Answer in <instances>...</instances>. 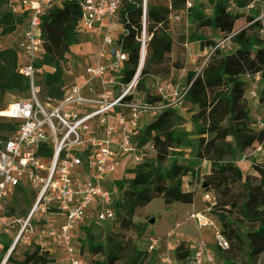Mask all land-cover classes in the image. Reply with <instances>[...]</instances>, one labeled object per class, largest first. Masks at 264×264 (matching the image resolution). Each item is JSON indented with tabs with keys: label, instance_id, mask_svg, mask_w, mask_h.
<instances>
[{
	"label": "built area",
	"instance_id": "obj_1",
	"mask_svg": "<svg viewBox=\"0 0 264 264\" xmlns=\"http://www.w3.org/2000/svg\"><path fill=\"white\" fill-rule=\"evenodd\" d=\"M150 0H35L23 1L20 14L27 17L23 39L17 54V69L29 82V98L10 102L0 111L2 120L16 124L15 131L0 140V237L8 236L11 248L6 258L19 245L36 244L49 255L60 252L70 264H88L76 240V231L92 222L113 224L116 214L111 208L115 193L111 188L121 157L137 165L143 161V149L133 138L138 136L143 115L158 110L152 104L141 103L139 84L142 68L149 52L152 35L149 33ZM209 0H185L184 9L174 12L168 0L170 26L189 20V11ZM225 2V13H241L237 0ZM62 3L80 7L78 32L80 37L98 40L97 60L85 69L81 79L68 81L61 99L45 93L43 73L39 66L43 50L42 31L47 13ZM126 5L141 10V21L131 22L122 13ZM246 9L260 14L251 17L255 33L264 41V2L254 0ZM169 30V29H168ZM172 30V27H171ZM236 36L225 34L215 45V51L229 54L236 50L232 42ZM133 38L139 46V67L130 83L123 82V71L129 60L124 52V41ZM71 68V67H70ZM49 72L52 69H48ZM68 75V73H67ZM262 74L245 76L254 87L247 91L259 104L257 82ZM161 84V85H160ZM158 94L165 99L178 96L176 91H164L157 80ZM188 89L180 96L184 99ZM248 100V99H247ZM260 132L264 123L255 124ZM259 148L257 151H261ZM29 188L35 202L23 220L1 215L3 203L13 198L18 187ZM214 204L210 192L206 195ZM92 212V213H91ZM61 220L59 226L48 223V216ZM190 218L199 229L215 227L216 223L204 213H193ZM166 236L151 237L148 250L155 252L167 241ZM217 250L229 248L227 240L216 228ZM188 264H217L216 251L200 240L193 246ZM9 256V257H8ZM172 264V263H170Z\"/></svg>",
	"mask_w": 264,
	"mask_h": 264
},
{
	"label": "trees",
	"instance_id": "obj_2",
	"mask_svg": "<svg viewBox=\"0 0 264 264\" xmlns=\"http://www.w3.org/2000/svg\"><path fill=\"white\" fill-rule=\"evenodd\" d=\"M253 1L237 0V5L243 9ZM10 2L11 0H0V7L8 6ZM184 5L185 0H172L174 12H181ZM216 8L209 17L203 12L202 4L193 7L188 18L194 26V31L188 37L180 36L179 39L182 44L199 43L204 50L208 40L204 33L205 29L224 34L235 33L232 42L236 50L229 54L215 51L199 74L190 73L185 101L198 109V112L192 115L191 123L195 128V134L200 138L201 146L211 144L225 156L238 158L245 155L251 163L246 173L232 163L220 164L213 161L211 164L212 175H224L229 170L237 172L236 178L213 180L208 184V191L214 199L210 218L220 224L219 235L229 244L227 250L216 251L217 264H220V259H217L219 253L224 256V264H264V253L259 255L251 241L253 234H258L264 239V160H250V155L259 148L264 150V131L258 133L253 129L256 123L249 115V103L245 97L249 89L245 76L262 74L264 78V41L255 33L256 26L248 23L251 18L246 14L225 13L224 1ZM122 13L128 14L134 24L141 21V10L131 5H126ZM156 15H162V10L149 8V23L151 22L149 33L152 39L142 68L143 77L139 88L146 83L149 76H168L173 69L183 68L179 61H173L170 57L175 47V39L168 31L167 17L163 15L158 19ZM79 17L80 7L75 3H62L44 17L43 50L39 66L44 68L42 78L45 93L54 99L63 97L69 81L68 55L71 49L79 44ZM23 23L22 15L0 10V37L14 34ZM123 50L129 55L122 73L123 82L127 84L134 78L139 67V46L130 37L124 41ZM17 58L14 49L0 50V111L3 110L1 107L5 94H23L29 91L28 80L18 72ZM48 69L52 71L49 72ZM259 95V104L264 107V89ZM165 116L176 121V128L159 132L156 140L162 142L160 157L163 161L168 159L169 165L166 166L162 161L146 159L143 152L144 159L141 163L131 169L130 167L125 169L130 178L116 179L111 184L115 193L111 206L116 214L113 225L118 229L131 231L135 227L136 212L156 199H162L166 207L192 202L191 194L189 197L184 194L181 180L186 176L194 179L195 169L180 164L178 155L170 153L173 146L180 144L188 136V133L179 129L186 121L173 109L168 110ZM15 129V123L0 118V140L11 135ZM147 138L139 137L141 143L136 141L138 147L144 148L149 142ZM198 158L202 160L203 154L200 153ZM18 196L26 205L30 203L31 196L35 201V194L29 188L18 187L13 200ZM255 200L258 205L252 211ZM18 203L19 201L15 200V204ZM121 213L122 218L119 217ZM15 214L16 210L10 208V213L6 216L12 217ZM97 224L94 222L78 228L81 237L76 240L82 255L105 257L103 261L94 264H119L123 261L125 245L129 241L124 242L121 239L123 237L111 232L107 236L96 233ZM11 243L12 240L8 236L1 235L0 264L5 254L9 252ZM21 246L12 252L6 264L54 263V259L48 253L42 252L38 245H30L33 249L26 252L21 251ZM192 248L188 242L181 241L174 251L175 261L188 264Z\"/></svg>",
	"mask_w": 264,
	"mask_h": 264
},
{
	"label": "rangeland",
	"instance_id": "obj_3",
	"mask_svg": "<svg viewBox=\"0 0 264 264\" xmlns=\"http://www.w3.org/2000/svg\"><path fill=\"white\" fill-rule=\"evenodd\" d=\"M11 4V5H10ZM8 6H1L0 10L5 11L9 10L15 13V7L13 2ZM222 5V0H209L206 4L203 5V12L211 17L215 11L216 6ZM150 9H161L162 15H156L157 18H161V16H165L168 19L166 23L167 28L169 29V33L175 39V47L171 52L170 57L173 61H179L183 68L182 69H173L171 74L168 76L161 75H153L146 78V83L141 86L138 90L139 99L141 103L152 104L158 108L154 113H145L143 115V121L141 124V129L138 133V136H135L133 140L141 143L139 137L147 136L149 142L143 149L145 152L146 159H152L154 161H162L166 166L169 165V160H162L160 157V148L162 147V142L160 140H156V135L159 132L169 131L173 128H176V121L170 119L167 115L168 110L173 109L177 112L178 115L183 117L186 123L179 127L182 131L188 133V136L178 145L172 147V154L178 155L179 163L185 166L194 167L196 175L194 179L190 176L183 177L181 180V187L184 190L186 195L189 197L192 193L198 192L199 196L197 197V208L199 213H204L209 217L211 214V205L206 198L208 191V184L213 180H229L232 178H236L237 172L235 170H229L224 175H212L211 174V164L212 162L220 163V164H228L232 163L235 167L240 168L243 173H246L251 163L245 155H241L238 158L225 156L219 153V151L210 145H200V138L195 134V128L191 123V117L194 113L198 112V109L184 99H180V96L185 93V91L189 88L188 76L190 73L199 74L207 64L210 56L212 55V51L215 45L219 42L220 38L225 37L220 34L218 31H212L211 29H205L204 33L207 35V42L205 43V48L202 50L199 43L182 44L180 41V36L188 37L193 31L194 26L190 23L189 20L184 17L181 22H175L172 26H170L171 20H169L170 12L168 9V0H150L149 1ZM260 10L258 11H248L246 8L242 10L240 14H246L248 18L258 16L260 14ZM26 16V15H24ZM23 16V17H24ZM151 23V22H150ZM149 23V27H150ZM248 23L250 21L248 20ZM172 27V30H171ZM8 36L0 37V50H3L9 46L7 40ZM98 40L93 37H80L79 44L74 46L71 49V53L68 55L69 58V72L67 78L69 81H74L76 79H81L85 75V69L88 65L96 62L97 54H98ZM143 77V76H142ZM162 81L165 87L164 91L173 90L176 91L178 96L169 97L170 100L167 101L165 99L167 92L159 95L158 86L156 85V81ZM255 81L251 82L250 87H254ZM44 85V84H43ZM161 85V84H160ZM249 87V88H250ZM264 89V78L257 82V90L261 92ZM245 97L248 99V111L249 115L254 121V123L264 122V107L261 104H258L255 99L251 98L249 92L246 93ZM29 98L28 93L23 94H5L3 97V105L2 109H5L10 102L16 100H26ZM253 129L258 133H261L259 128L253 126ZM219 138V137H218ZM202 153L203 159L200 160L198 155ZM251 159L264 160V150L256 151L250 155ZM122 164L117 168V171L113 177L116 179H124L130 178L127 175V171L125 170L127 167L133 168L135 165L128 161V157H121ZM14 198V197H13ZM10 198L3 203L1 208V215L6 216L10 213V208H14L16 210V214L14 215L15 219L23 220L27 216L34 204V197H30V203L28 205L24 204L20 196L15 198V200L19 201L18 204H15V200ZM31 204V205H30ZM258 205L257 200L254 201V205L252 206V211L256 209ZM180 213L178 216L174 214L173 211H169L164 204L162 199H156L148 206L140 209L138 214H150L146 217L144 224H135L141 220V216L137 215L134 218L135 227L131 231H124L122 229H118L115 225L109 223H98L95 225L96 233L102 235H108L110 232L115 235H120L121 239L124 242L129 241V243H135L138 250L148 251V239L151 237H161L167 238V241L161 244V248L158 250V253L164 254L166 258L171 259L172 264H182L176 263L174 255H172L173 249L177 247V245L181 241H186L189 243L191 248L195 245L196 242L205 239L204 241L212 250L217 251V243H216V226L215 227H207L205 229H199L196 223L190 218V215H185L186 210L178 208ZM136 212V214H137ZM92 213V212H91ZM119 217L122 218V213L119 214ZM154 219V223L151 224V220ZM55 217L52 215L48 216V223L59 226L62 224L61 220L56 221L57 223H53L55 221ZM213 221H215L212 218ZM219 226L220 224L215 221ZM94 223V222H92ZM95 223H97L95 221ZM180 223V225L176 228V224ZM146 228H144V226ZM149 228V231H148ZM220 228V226H219ZM116 232H113V231ZM80 229L76 231V239L80 238ZM251 241L257 253L262 255L264 253V239L258 235H251ZM33 248L29 245H22L21 251L26 252L28 250H32ZM2 252V245H0V257ZM9 253V252H8ZM8 253L5 254L4 260L6 259ZM217 256V259H220V264H224V256L222 253ZM52 259H54L55 264H70L69 259L62 253L52 254L50 255ZM86 258V259H85ZM84 259L88 264H94L96 262L103 261L105 259L104 256H85ZM4 260L1 264H3ZM156 262H161V259H156ZM168 263V262H166ZM119 264H122L120 262ZM165 264V263H164Z\"/></svg>",
	"mask_w": 264,
	"mask_h": 264
},
{
	"label": "crops",
	"instance_id": "obj_4",
	"mask_svg": "<svg viewBox=\"0 0 264 264\" xmlns=\"http://www.w3.org/2000/svg\"><path fill=\"white\" fill-rule=\"evenodd\" d=\"M23 1H35V0H11V3L13 2L14 7H15V9H14L15 13L19 16L21 15L20 14L21 13L20 7H21V4ZM26 23H27V17H24V23L20 27H18L17 31L14 34L8 36V39H6L9 46L5 49H14L17 52V54H19L20 45H21V42L23 39ZM218 32H220V31H218ZM220 34L225 36L224 33L220 32ZM222 38H220V39H222ZM183 192H184V194L188 193V192H185L184 190H183ZM198 196H199V193L194 191L192 193V202L191 203L174 204V205L167 207V209H169V211H173L174 214L176 215V217L178 216V213H180V210L178 208L186 210L185 215H187V216H189L193 213H199L198 208H197V197ZM138 212H137L136 216L140 215L141 220L139 222L135 221V224H144L146 217L149 216L150 214H138ZM136 216H135V218H136ZM179 225H180V223H177L176 228ZM216 227L219 229V226L217 224H216ZM148 231H149V228H148ZM202 240L206 241L205 239H202ZM161 247L162 246L160 245L155 252H150L149 250L148 251L138 250L135 243H127L125 245L124 258H123L122 264H152L154 262L157 263L156 259L157 260L161 259V262H158V264H164V263L170 264L171 263L170 257L166 258L164 256V254H161V253L157 254L158 250ZM175 248H172L173 249L172 255H174ZM59 253L60 252H56V254H59ZM69 262H70V260H69ZM166 262H168V263H166ZM52 264H55V261Z\"/></svg>",
	"mask_w": 264,
	"mask_h": 264
},
{
	"label": "water",
	"instance_id": "obj_5",
	"mask_svg": "<svg viewBox=\"0 0 264 264\" xmlns=\"http://www.w3.org/2000/svg\"><path fill=\"white\" fill-rule=\"evenodd\" d=\"M155 221H154V219L153 220H151V224H153ZM10 256V255H9ZM8 256V257H9ZM7 260H8V258H6L5 260H4V262H3V264H6L7 263Z\"/></svg>",
	"mask_w": 264,
	"mask_h": 264
}]
</instances>
